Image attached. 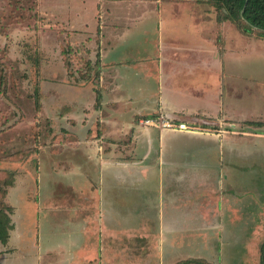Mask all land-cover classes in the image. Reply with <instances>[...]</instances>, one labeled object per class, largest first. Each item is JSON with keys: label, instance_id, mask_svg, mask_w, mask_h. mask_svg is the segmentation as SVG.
<instances>
[{"label": "crops", "instance_id": "crops-1", "mask_svg": "<svg viewBox=\"0 0 264 264\" xmlns=\"http://www.w3.org/2000/svg\"><path fill=\"white\" fill-rule=\"evenodd\" d=\"M154 1L156 6L121 4L159 10V0ZM161 6L170 21L153 15L152 33L131 32L129 17L117 16L111 29L103 21L95 41L96 84H55V94L77 90L72 101L79 108L69 107L63 116L60 134L67 142L58 150L87 158L83 179H71L78 203L88 201L96 214L103 208L106 218L117 221L116 227L91 231L93 243L88 238L76 245L75 261L264 264V191L259 195L250 186L252 173L264 172V67H239L264 39L237 33L228 20L217 21L208 4L180 0ZM237 42L246 46L238 49ZM256 53L264 58V51ZM79 92L85 96L79 98ZM159 113L199 130L138 124ZM179 251L186 256L174 258ZM59 258L50 263L38 257L35 264H63Z\"/></svg>", "mask_w": 264, "mask_h": 264}, {"label": "rangeland", "instance_id": "rangeland-1", "mask_svg": "<svg viewBox=\"0 0 264 264\" xmlns=\"http://www.w3.org/2000/svg\"><path fill=\"white\" fill-rule=\"evenodd\" d=\"M125 1L0 0V238L3 234L7 236L4 242H0V260L12 264H35L38 257L41 260L44 257L52 259L49 262L53 263L56 256H61L59 260L63 264H78L75 261L77 248L72 251L76 245L84 240L87 244L88 238H91L88 242L93 243L90 233L95 228L104 231L107 225L116 227L117 221L106 218L103 208L96 214L95 205L89 206L84 200L78 203V190L71 185V179H83L80 174L87 158L81 152L71 154V158L69 153L58 150V145L67 141L56 132L65 125L64 108L69 106L73 111L79 108L72 101L76 91L72 90V95L68 88L96 84L92 78L88 82L73 80L65 71L63 56L69 57L70 69L72 67L77 75L90 74L91 64L87 59L96 58L95 41L100 38L103 21L111 29L110 24L115 23L117 16L129 17L128 22L123 20L122 23L127 22L131 32L145 28L152 33L151 26L156 25L153 15L158 21H170L167 5L162 7L161 4L180 0H159V10L156 7L128 9L126 4H121ZM132 2L155 5L154 0H128L127 3ZM190 2L198 3L196 0ZM213 11L216 13L215 9ZM177 19L183 21V17ZM234 29L240 33L236 27ZM236 46L239 49L246 45L237 42ZM255 51L263 52L264 46L258 44ZM256 52H248L246 63L240 60L239 67H264V58ZM40 65V80L53 75V84L68 88L59 89L55 94L54 85L49 87L44 81L42 88L46 98L38 109L35 82ZM64 92L68 98L66 103L62 100ZM78 94L79 98L85 96V92ZM59 160L62 162L60 169L57 168ZM252 174L256 177L250 186L261 195L264 172ZM5 179L6 183L3 182ZM13 183L15 185L8 192ZM240 254L242 259L245 253L240 251ZM64 256H70L67 262ZM184 256L185 253L179 251L173 257Z\"/></svg>", "mask_w": 264, "mask_h": 264}, {"label": "trees", "instance_id": "trees-1", "mask_svg": "<svg viewBox=\"0 0 264 264\" xmlns=\"http://www.w3.org/2000/svg\"><path fill=\"white\" fill-rule=\"evenodd\" d=\"M198 3H207L209 5H211L212 7H214V9L216 10V18L217 21L221 22L223 20H228L230 22H232L234 24V26L243 34L245 35H258L257 37L263 38L264 39V0H196ZM255 35V36H256ZM96 58L93 59L92 57H88L89 59H87L89 62V64H91V66H89V68H91L90 71H92L90 74L95 73L94 75H90L89 73L86 75H83V73L79 76L77 75V72L75 70L70 69V60L69 57L66 59L62 58V63L63 66L65 67V71L67 72V74L75 81H90L89 79L92 78L94 80H98L99 76H100V65H99V59H98V53L96 52ZM90 60H94L93 62ZM43 67L47 68V65ZM42 67V68H43ZM37 78L38 80L35 82L36 84V88L38 89V98L37 100H35V104L36 107H38V109L41 107V104H43V100L46 98V95L44 94L45 90L40 89L41 85L43 84V82L45 81V84H49V87L51 86L52 80H53V75L52 76H48V79H44L43 81V77L40 80V74H41V65L40 67H37ZM92 81V80H91ZM55 84L53 85V89L55 90ZM46 88V86H45ZM80 89V88H79ZM70 93H72L71 89L68 90ZM73 91H77V90H73ZM94 92L96 93V97H97V103L99 106V103L101 101V96L99 93V90L94 88ZM76 93V92H75ZM74 93V94H75ZM73 94V93H72ZM70 108L69 106L64 108V111H68ZM60 128V129H59ZM58 129L60 131L56 132L57 134H60L61 132V128L59 127ZM63 131V128H62ZM4 183L7 182V180L5 179L3 181ZM9 207V206H8ZM8 220H10L8 218ZM1 224V222H0ZM7 236L3 234V236H1L0 238V242H4L5 238ZM190 262H195L198 264H203L201 261L199 260H182L177 262V264H186V263H190Z\"/></svg>", "mask_w": 264, "mask_h": 264}, {"label": "built area", "instance_id": "built-area-1", "mask_svg": "<svg viewBox=\"0 0 264 264\" xmlns=\"http://www.w3.org/2000/svg\"><path fill=\"white\" fill-rule=\"evenodd\" d=\"M138 124L145 127H154L160 130L171 131H197V127L189 125L183 121H177L174 118L163 114L145 116L138 119Z\"/></svg>", "mask_w": 264, "mask_h": 264}]
</instances>
